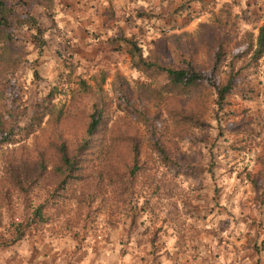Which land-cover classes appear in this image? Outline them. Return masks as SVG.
<instances>
[{
  "label": "rangeland",
  "instance_id": "374dc122",
  "mask_svg": "<svg viewBox=\"0 0 264 264\" xmlns=\"http://www.w3.org/2000/svg\"><path fill=\"white\" fill-rule=\"evenodd\" d=\"M7 3L0 137L14 135L0 146V264H264V56L253 58L264 0ZM139 55L203 80L172 89ZM231 77L220 104L209 80ZM64 142L83 175L56 191L55 174H38ZM47 201L50 222L37 226Z\"/></svg>",
  "mask_w": 264,
  "mask_h": 264
},
{
  "label": "trees",
  "instance_id": "16d2710c",
  "mask_svg": "<svg viewBox=\"0 0 264 264\" xmlns=\"http://www.w3.org/2000/svg\"><path fill=\"white\" fill-rule=\"evenodd\" d=\"M8 3L7 0H0V38L3 36V32H5L8 28L11 27L12 23L10 22V11L8 9ZM28 25L31 30H34V41L36 42L37 46L40 48L42 51L44 46L46 45V41L44 39V31L43 29L39 26L38 21L31 17L28 16L26 20L22 21L21 26ZM3 39V37H2ZM131 43L132 49L138 50L139 53L141 52L140 49H138L137 45L134 44L131 41H126ZM249 53L248 50L243 51V53ZM242 53V54H243ZM264 56V25L260 28L259 30V36L257 38V44L255 51L253 53V58L255 60H258ZM220 60V55L218 56ZM140 62L139 66H142L144 68H157L160 71L164 72L166 74L168 84L171 86L172 89H189L192 87H196L199 85V81L203 80V76L201 72H198L192 65L188 66L187 68H182V69H173V68H163L160 67L159 65H156L155 63H147L144 61L139 55ZM217 64V61H216ZM216 72V69H215ZM213 84V87L217 90L219 94V103L222 104L225 102L227 96L231 94L232 89L234 87V81L233 77H231L227 84L220 86L219 84L216 83L215 81L209 80ZM36 115L32 119L31 126H29L30 130L33 131V129L40 124V121L38 122ZM102 122V117L100 114L93 113L90 117V123L87 128V136L91 137L96 134V132L99 130L100 125ZM28 127L23 128V130H27ZM14 135V132H10L9 134L0 137V146L5 145V144H10L12 142V136ZM88 140V138H87ZM84 142V144L81 146L79 150H83V148L87 149L88 142ZM58 157L56 160L52 162L53 167L49 169V165L47 164L49 161L42 160V169L38 174V178H42L46 176L47 174H55V177L60 180L58 188L56 191L63 189L64 187L71 182L75 181H80L82 178L83 174L80 173L81 168H82V159L79 158L78 152L75 153H70L69 148L67 144L60 143L58 147ZM140 172V167L135 163L131 169L130 176H136ZM127 174V172H126ZM33 175L32 178H34ZM129 175L127 176V179L130 177ZM132 177V176H131ZM12 178L15 180H19L17 177V174H12ZM27 178V176H25ZM111 178V177H110ZM134 178V177H133ZM20 182V181H18ZM55 193V192H54ZM48 201L47 204H42L36 208V210L33 213V222L37 226H42L45 224H48L50 222V218L46 217L45 215V210L48 209ZM28 228H30L32 225L28 224Z\"/></svg>",
  "mask_w": 264,
  "mask_h": 264
}]
</instances>
